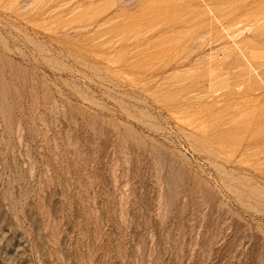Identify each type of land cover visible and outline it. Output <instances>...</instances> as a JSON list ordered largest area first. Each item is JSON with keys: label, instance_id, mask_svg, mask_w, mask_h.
Wrapping results in <instances>:
<instances>
[{"label": "rangeland", "instance_id": "1", "mask_svg": "<svg viewBox=\"0 0 264 264\" xmlns=\"http://www.w3.org/2000/svg\"><path fill=\"white\" fill-rule=\"evenodd\" d=\"M0 264H264V0H0Z\"/></svg>", "mask_w": 264, "mask_h": 264}]
</instances>
